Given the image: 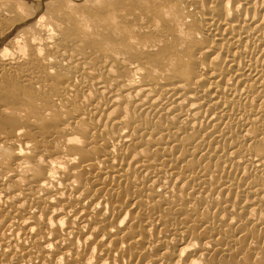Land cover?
I'll return each mask as SVG.
<instances>
[{"label":"bare ground","instance_id":"bare-ground-1","mask_svg":"<svg viewBox=\"0 0 264 264\" xmlns=\"http://www.w3.org/2000/svg\"><path fill=\"white\" fill-rule=\"evenodd\" d=\"M78 1L0 0V264H264V0Z\"/></svg>","mask_w":264,"mask_h":264},{"label":"rangeland","instance_id":"rangeland-1","mask_svg":"<svg viewBox=\"0 0 264 264\" xmlns=\"http://www.w3.org/2000/svg\"><path fill=\"white\" fill-rule=\"evenodd\" d=\"M78 2H83V1H82V0H81V1L79 0ZM18 11H19V10H18ZM19 12H20V11H19ZM22 13H23V12H22Z\"/></svg>","mask_w":264,"mask_h":264}]
</instances>
